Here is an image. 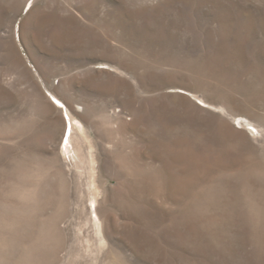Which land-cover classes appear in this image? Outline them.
Instances as JSON below:
<instances>
[{"label": "rangeland", "instance_id": "1", "mask_svg": "<svg viewBox=\"0 0 264 264\" xmlns=\"http://www.w3.org/2000/svg\"><path fill=\"white\" fill-rule=\"evenodd\" d=\"M0 264H264V0H0Z\"/></svg>", "mask_w": 264, "mask_h": 264}, {"label": "bare ground", "instance_id": "2", "mask_svg": "<svg viewBox=\"0 0 264 264\" xmlns=\"http://www.w3.org/2000/svg\"><path fill=\"white\" fill-rule=\"evenodd\" d=\"M66 118L67 119H65V121L67 120V122H66V125H67V128H66V125H65V134H66V144L67 145H70V135H71V132H72V130L74 129L73 127H79L78 126V122H76L74 119H70V117L69 116H66ZM81 127V126H80ZM76 128V129H77ZM81 130H82V128H81ZM69 149V148H68ZM97 193V192H96ZM92 204V203H91ZM94 215V214H93Z\"/></svg>", "mask_w": 264, "mask_h": 264}]
</instances>
